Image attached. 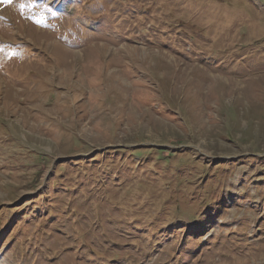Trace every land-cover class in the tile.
I'll use <instances>...</instances> for the list:
<instances>
[{
	"label": "rangeland",
	"instance_id": "obj_1",
	"mask_svg": "<svg viewBox=\"0 0 264 264\" xmlns=\"http://www.w3.org/2000/svg\"><path fill=\"white\" fill-rule=\"evenodd\" d=\"M0 264H264V0H0Z\"/></svg>",
	"mask_w": 264,
	"mask_h": 264
},
{
	"label": "trees",
	"instance_id": "obj_2",
	"mask_svg": "<svg viewBox=\"0 0 264 264\" xmlns=\"http://www.w3.org/2000/svg\"><path fill=\"white\" fill-rule=\"evenodd\" d=\"M161 151H164V150H162V149H157V151H156L155 153H159V152H161ZM176 154H177V153H176ZM174 156H175V155H172V152L169 151V152L167 153L166 156H163L162 160L164 159L166 162L170 163L171 160H172V158H173ZM181 184H182V183H181Z\"/></svg>",
	"mask_w": 264,
	"mask_h": 264
},
{
	"label": "snow or ice",
	"instance_id": "obj_3",
	"mask_svg": "<svg viewBox=\"0 0 264 264\" xmlns=\"http://www.w3.org/2000/svg\"><path fill=\"white\" fill-rule=\"evenodd\" d=\"M7 2H8V3H11L12 0H7ZM20 7H25V5L22 4V5H20Z\"/></svg>",
	"mask_w": 264,
	"mask_h": 264
}]
</instances>
